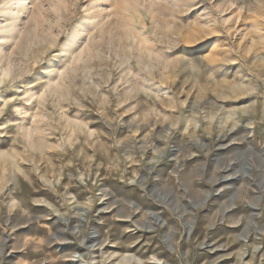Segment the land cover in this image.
<instances>
[{
  "label": "rangeland",
  "instance_id": "1",
  "mask_svg": "<svg viewBox=\"0 0 264 264\" xmlns=\"http://www.w3.org/2000/svg\"><path fill=\"white\" fill-rule=\"evenodd\" d=\"M0 264H264V0H0Z\"/></svg>",
  "mask_w": 264,
  "mask_h": 264
},
{
  "label": "bare ground",
  "instance_id": "2",
  "mask_svg": "<svg viewBox=\"0 0 264 264\" xmlns=\"http://www.w3.org/2000/svg\"><path fill=\"white\" fill-rule=\"evenodd\" d=\"M94 6H97V5H94ZM102 6H103V5H102ZM102 6H101V7H102ZM107 8H108V7H107ZM107 8H106V9H107ZM6 9H7V8H6ZM106 9H105V10H106ZM4 10H5V9H4ZM7 17H8V16H7ZM93 19L96 20V18H93ZM86 30H87V29H86ZM69 40H70V37H69L68 40H66V41L64 42V45H67V43L69 42ZM74 41H75V40H74ZM75 42H76V41H75ZM75 42H74V43H75ZM79 42H80V41H79ZM70 43H71V41H70ZM79 44H80V43H79ZM74 45H75V44H74ZM76 45H77V44H76ZM75 50H76V49H75ZM71 52H72V51H71ZM75 52H76V51H75Z\"/></svg>",
  "mask_w": 264,
  "mask_h": 264
}]
</instances>
